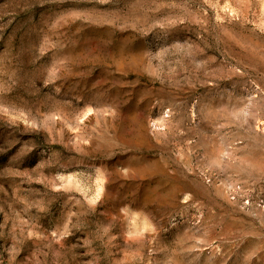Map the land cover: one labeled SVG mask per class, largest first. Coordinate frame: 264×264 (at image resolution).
I'll return each mask as SVG.
<instances>
[{
  "label": "rangeland",
  "instance_id": "374dc122",
  "mask_svg": "<svg viewBox=\"0 0 264 264\" xmlns=\"http://www.w3.org/2000/svg\"><path fill=\"white\" fill-rule=\"evenodd\" d=\"M0 264H264V0H0Z\"/></svg>",
  "mask_w": 264,
  "mask_h": 264
}]
</instances>
